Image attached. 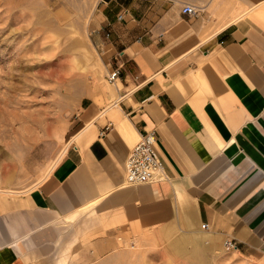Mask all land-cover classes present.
Masks as SVG:
<instances>
[{
	"label": "crops",
	"instance_id": "0c3cea01",
	"mask_svg": "<svg viewBox=\"0 0 264 264\" xmlns=\"http://www.w3.org/2000/svg\"><path fill=\"white\" fill-rule=\"evenodd\" d=\"M92 44L107 84L80 101L54 172L0 198V264L52 259L85 218L264 258V0H100ZM147 132L163 177L128 185L129 152Z\"/></svg>",
	"mask_w": 264,
	"mask_h": 264
},
{
	"label": "rangeland",
	"instance_id": "374dc122",
	"mask_svg": "<svg viewBox=\"0 0 264 264\" xmlns=\"http://www.w3.org/2000/svg\"><path fill=\"white\" fill-rule=\"evenodd\" d=\"M99 7L100 0H0V198L54 172L80 101L107 84L92 44ZM93 221L70 223L66 247L54 245L52 259L37 264H264L200 234L152 242Z\"/></svg>",
	"mask_w": 264,
	"mask_h": 264
},
{
	"label": "built area",
	"instance_id": "2783aa9c",
	"mask_svg": "<svg viewBox=\"0 0 264 264\" xmlns=\"http://www.w3.org/2000/svg\"><path fill=\"white\" fill-rule=\"evenodd\" d=\"M181 13L187 16H196L197 10L191 5H184ZM123 15L118 16L121 20ZM120 76V70H113L107 77L108 83H113ZM155 133L147 132L141 135L135 145L131 148L124 172V180L128 185L147 184L155 179L163 177V164L155 149ZM203 229L207 225L202 226ZM224 246L227 249L236 250V244L233 241L226 240Z\"/></svg>",
	"mask_w": 264,
	"mask_h": 264
}]
</instances>
